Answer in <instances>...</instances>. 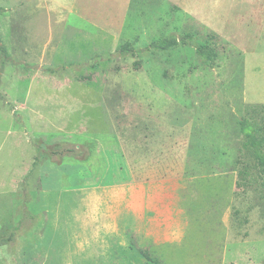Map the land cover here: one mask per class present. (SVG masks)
Instances as JSON below:
<instances>
[{"label":"rangeland","instance_id":"obj_1","mask_svg":"<svg viewBox=\"0 0 264 264\" xmlns=\"http://www.w3.org/2000/svg\"><path fill=\"white\" fill-rule=\"evenodd\" d=\"M244 119L263 140L264 0H0V264H264ZM167 176L179 238L104 228L106 193Z\"/></svg>","mask_w":264,"mask_h":264},{"label":"crops","instance_id":"obj_2","mask_svg":"<svg viewBox=\"0 0 264 264\" xmlns=\"http://www.w3.org/2000/svg\"><path fill=\"white\" fill-rule=\"evenodd\" d=\"M128 179L121 181L122 190L106 193L104 206L99 203L96 207L103 217L104 228L120 231L122 237L129 232L137 248L148 252L149 247L168 244L179 238L185 228V211L181 207L186 190L184 180L167 176L137 184L134 179ZM91 203L86 201L90 217L87 221L90 222V215L96 213Z\"/></svg>","mask_w":264,"mask_h":264},{"label":"trees","instance_id":"obj_3","mask_svg":"<svg viewBox=\"0 0 264 264\" xmlns=\"http://www.w3.org/2000/svg\"><path fill=\"white\" fill-rule=\"evenodd\" d=\"M193 40L190 35H184L181 37L171 35L169 37H166L162 39L161 41L152 44L151 47L154 48V50L158 51H164L169 48L175 47L178 44H192ZM149 50V49H148ZM197 55L205 61H211L213 58V54L211 51H205L203 49L197 48L196 49ZM136 54L133 49H129V45H124L120 49L116 50V55L118 58H125L128 55H134ZM240 132L241 135L245 141V145L250 147L252 149V152L254 154V158L257 162V164L260 166L262 171L264 172V139L262 140L259 138L255 132V129L250 124V122L246 119L242 120L240 123ZM147 261H149L152 264H158L157 261L151 259L148 255L142 254Z\"/></svg>","mask_w":264,"mask_h":264}]
</instances>
